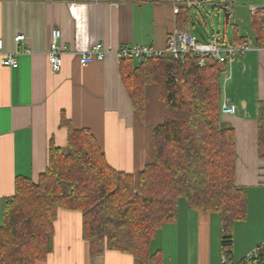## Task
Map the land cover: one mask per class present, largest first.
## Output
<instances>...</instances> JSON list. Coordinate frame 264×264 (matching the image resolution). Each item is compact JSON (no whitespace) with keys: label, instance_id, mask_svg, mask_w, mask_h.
I'll list each match as a JSON object with an SVG mask.
<instances>
[{"label":"crops","instance_id":"obj_1","mask_svg":"<svg viewBox=\"0 0 264 264\" xmlns=\"http://www.w3.org/2000/svg\"><path fill=\"white\" fill-rule=\"evenodd\" d=\"M262 5L264 0H0L2 51H21L16 68L2 65L0 54V224L15 179L37 180L46 169L49 145L67 146L63 119L89 131L117 170L135 174L153 160V129L164 119L158 85L144 86L139 113L123 81L121 60L108 53L81 65L79 51L96 42L114 49L133 44L164 49L169 35L180 29L199 41L220 33L224 44L251 40L256 45L226 64L220 76V102L236 108L220 117L234 129L235 182L247 194L246 218L233 225L229 262L244 259L264 241V160L257 153L264 36L261 19L251 12ZM223 9L229 16L223 29L198 35L204 13ZM53 28L60 29L59 42L71 51L63 54L58 72H51L47 60ZM17 33L25 35L18 46ZM53 225L50 250L35 264H140L117 250L91 255L79 210L60 208ZM222 250L220 215L192 208L184 198L178 200L176 219L157 230L148 249L151 264H221Z\"/></svg>","mask_w":264,"mask_h":264},{"label":"trees","instance_id":"obj_2","mask_svg":"<svg viewBox=\"0 0 264 264\" xmlns=\"http://www.w3.org/2000/svg\"><path fill=\"white\" fill-rule=\"evenodd\" d=\"M254 16L261 19L264 36L260 11ZM138 62L120 61L134 107L143 112L147 83L158 85L164 103V119L152 134L153 160L135 174L117 170L89 131L63 119L67 146L50 144L45 171L37 180L18 176L14 193L3 200L0 264L44 259L60 208L81 211L91 255L111 249L151 264L150 241L163 224L176 219L180 198L197 210L218 213L222 244L230 243L234 223L246 218L247 194L235 182L234 129L220 117V76L226 64L207 57L200 66L193 54L182 62L169 53ZM257 124V153L264 160V100L258 104ZM237 264H246L245 259Z\"/></svg>","mask_w":264,"mask_h":264},{"label":"built area","instance_id":"obj_3","mask_svg":"<svg viewBox=\"0 0 264 264\" xmlns=\"http://www.w3.org/2000/svg\"><path fill=\"white\" fill-rule=\"evenodd\" d=\"M257 11H260V15L263 18L264 28V5L251 7L252 14H256ZM60 36V29L53 28L51 32L50 47L47 52V60L51 72H58L63 64V54L71 52L66 45L59 42ZM24 41L25 35L23 33H17L14 36V42L17 46L23 44ZM261 46L264 47V40ZM2 47L3 43L0 39L2 65L10 68H16L18 66L17 55L21 51L17 48L13 52H3ZM255 47L256 45L251 40L239 44H222L217 36L199 41L189 32V30L180 29L169 35L164 49H158L150 45L141 44H133L130 47L114 49L111 46H105L100 42H96L88 49L78 52V61L81 65H85L93 61H101L108 53L115 54L119 60H122L123 58H134L138 61L148 57L161 56L164 53H169L173 58L182 62L188 54H193L197 58V63L200 66L205 64L207 57H212L220 63L229 64L234 61L238 54H243ZM235 109V104L233 103H222L220 105L221 114H232L235 112ZM229 251V244H224L221 253V264H234L229 262ZM260 252H264V241L246 255L244 258L245 263L264 264V258H259Z\"/></svg>","mask_w":264,"mask_h":264},{"label":"rangeland","instance_id":"obj_4","mask_svg":"<svg viewBox=\"0 0 264 264\" xmlns=\"http://www.w3.org/2000/svg\"><path fill=\"white\" fill-rule=\"evenodd\" d=\"M227 12H224L223 10L218 11H210L209 14L204 13L205 22H199L196 24V30L197 34L200 36H205V32H209L210 34L213 31H216L218 29L222 30L225 23V14ZM201 39L200 37H198Z\"/></svg>","mask_w":264,"mask_h":264},{"label":"water","instance_id":"obj_5","mask_svg":"<svg viewBox=\"0 0 264 264\" xmlns=\"http://www.w3.org/2000/svg\"><path fill=\"white\" fill-rule=\"evenodd\" d=\"M223 11L226 12L224 9H223ZM228 17H229V16H228V14L226 13V14H225V21L228 20Z\"/></svg>","mask_w":264,"mask_h":264}]
</instances>
